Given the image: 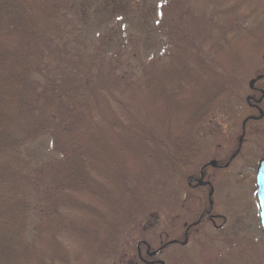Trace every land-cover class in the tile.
I'll return each mask as SVG.
<instances>
[{
    "label": "trees",
    "instance_id": "obj_1",
    "mask_svg": "<svg viewBox=\"0 0 264 264\" xmlns=\"http://www.w3.org/2000/svg\"><path fill=\"white\" fill-rule=\"evenodd\" d=\"M189 1L159 9L166 53L133 72L132 37L111 55L75 41V0H0V264L120 262L122 233L155 213L163 183L201 175L196 130L243 93L264 22L251 0H196L224 8L200 34ZM45 138L56 156L37 164ZM161 233L151 247L181 237Z\"/></svg>",
    "mask_w": 264,
    "mask_h": 264
},
{
    "label": "rangeland",
    "instance_id": "obj_2",
    "mask_svg": "<svg viewBox=\"0 0 264 264\" xmlns=\"http://www.w3.org/2000/svg\"><path fill=\"white\" fill-rule=\"evenodd\" d=\"M195 1H189L193 3L191 6L186 3L187 10L189 12L192 9L190 13H201L198 16L203 18L197 22L200 25L196 29L200 34L203 31L209 33L217 19L216 12L222 13L224 8L218 7L216 11L215 5H200L201 11ZM251 1L253 10L264 22V0ZM168 3L169 0H75V41L84 44L91 52V47L97 46L111 55L119 53L121 46L124 49L125 46L134 48L127 41L132 37V42H137L139 52L134 59H130L128 67L125 65L124 71L137 72L144 63L166 53L156 26L159 9L167 10ZM222 5L228 7L227 4ZM176 6L175 2L174 11ZM241 22V25L250 23L249 19ZM261 53H264V48ZM261 53L251 57L244 70L246 87L243 94L232 98L226 96L219 101L214 123L207 122L196 130L206 136L200 141L201 146H204L202 149H207L206 144L209 146L207 152L203 150L200 153L198 168L224 154L217 152V146L218 150H229V146L233 147L236 140L239 144V147L233 149L237 156L231 161V167L223 171L215 170L213 182L218 187V193L215 192L213 204H209L207 195L201 194L199 189L192 191L187 186L190 179L185 182L187 189L180 178L169 179L159 189L154 203L155 213L141 222L143 225L128 227L122 233L119 244L121 247L116 258L121 261L104 264H128L133 260L138 262L137 245L140 241L153 242L161 232L167 234L168 238L181 237L163 242L159 247H152L154 251L165 245L163 249L160 248L162 252L157 257L146 258L147 260H160L164 262L162 264H264V230L260 224L256 196V173L264 160V91L263 95L258 96L259 106L262 108L260 113L253 112L250 115L249 109L245 108L247 103L244 96L246 92L254 95L252 89L257 87L264 90L261 82L263 76L258 75L264 64V54ZM244 121L255 124L250 127L245 125L238 135ZM252 127H255L253 136L252 133L248 134ZM49 144L48 138L42 139L29 151L35 163L40 164L56 156ZM209 154L214 156L207 159ZM200 177L201 175L196 178ZM210 206L214 209L215 220L207 216L204 224L197 223L192 228L191 224L200 220ZM242 251L244 253L240 254Z\"/></svg>",
    "mask_w": 264,
    "mask_h": 264
},
{
    "label": "flooded vegetation",
    "instance_id": "obj_3",
    "mask_svg": "<svg viewBox=\"0 0 264 264\" xmlns=\"http://www.w3.org/2000/svg\"><path fill=\"white\" fill-rule=\"evenodd\" d=\"M250 91V89H249ZM263 91L262 89H259V87L252 89V92L254 95H251V92H246L244 94L245 96V101L247 103V105L245 106L246 109H249L250 111V115H252L253 112H259L262 109L259 106V99L258 96L260 94L263 95ZM243 94V93H242ZM248 107V108H247ZM252 117H249L248 120ZM245 125L247 126L246 121H244L241 125V130L245 127ZM224 150H222L221 153H224L223 155H220V157H218L216 160H212L210 162H208L206 165H204L203 167H201V177L200 179L194 178L192 177L189 181H188V187L193 191V190H200L201 194H205L207 195L209 204L212 205L213 204V197L215 194V192L217 191L218 193V187L217 185L213 182V178L216 175L215 174V170H227L231 167L232 164L231 161H233L235 159L233 150L230 149L228 150V148L226 149V152H224ZM218 160V161H217ZM233 163V162H232ZM214 209L212 206H210V208L205 211L202 216H201V220H205L206 217H210L213 220H215V216L213 214ZM200 223V222H198ZM196 225V224H195ZM192 227V226H191ZM161 240L159 242H162V238L163 236L161 235L159 237ZM165 247V245H163L162 247H160L161 249H163ZM144 248V249H143ZM156 249V250H152V247L150 246V242L148 241H140V243L137 245V253L138 256L140 258V260L143 262V264H162L163 261L157 260H147L148 258H155L157 257L162 251H160L161 249ZM145 251L146 258L143 257V252ZM156 254V255H155ZM164 263V262H163Z\"/></svg>",
    "mask_w": 264,
    "mask_h": 264
},
{
    "label": "water",
    "instance_id": "obj_4",
    "mask_svg": "<svg viewBox=\"0 0 264 264\" xmlns=\"http://www.w3.org/2000/svg\"><path fill=\"white\" fill-rule=\"evenodd\" d=\"M256 182H257V199L259 203V217H260L261 226L264 230V161L261 162L258 168Z\"/></svg>",
    "mask_w": 264,
    "mask_h": 264
}]
</instances>
